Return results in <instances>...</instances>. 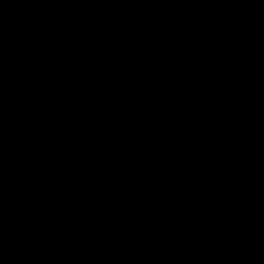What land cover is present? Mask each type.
<instances>
[{"label":"water","instance_id":"95a60500","mask_svg":"<svg viewBox=\"0 0 264 264\" xmlns=\"http://www.w3.org/2000/svg\"><path fill=\"white\" fill-rule=\"evenodd\" d=\"M0 264H264V0H0Z\"/></svg>","mask_w":264,"mask_h":264}]
</instances>
